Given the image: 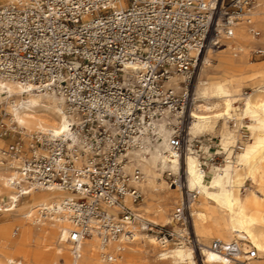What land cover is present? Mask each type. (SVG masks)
I'll return each instance as SVG.
<instances>
[{"label":"built area","instance_id":"obj_1","mask_svg":"<svg viewBox=\"0 0 264 264\" xmlns=\"http://www.w3.org/2000/svg\"><path fill=\"white\" fill-rule=\"evenodd\" d=\"M255 1L15 0L0 5V77L57 93L72 119L68 137L34 136L28 149L14 140L3 153L19 160L13 182L24 194L54 187L77 194L63 202L74 225L68 239L75 251L84 237L128 238L137 226L163 244L188 242L200 251L189 233L145 220L126 203L127 197L141 201L135 181L143 173L139 168L128 172L125 163L147 136L155 140V122L166 109L176 116L167 123L168 145L184 153L191 98L166 83L180 73L189 84L202 52L223 46L237 22L250 23ZM247 137L242 134L235 151ZM193 140L211 139L199 135ZM201 160L207 166L208 160ZM197 197L185 189L172 210L173 223L189 228L190 203ZM211 248L238 264L258 256L252 248L239 259L243 239L238 237L214 240Z\"/></svg>","mask_w":264,"mask_h":264},{"label":"bare ground","instance_id":"obj_2","mask_svg":"<svg viewBox=\"0 0 264 264\" xmlns=\"http://www.w3.org/2000/svg\"><path fill=\"white\" fill-rule=\"evenodd\" d=\"M14 1L0 0V5ZM250 19V23L237 22L234 36L223 38V46L206 49L192 93L183 74L175 73L166 83L176 93L191 95L184 153L168 145L171 130L167 123L176 116L166 109L155 122V140L147 136L144 147L129 151L125 163L128 172L139 168L143 173L135 181L141 201L133 203L129 197L125 201L140 217L156 225H174L177 233L191 235L189 228L173 223L169 210L178 197L181 201L185 189L198 193L200 199L191 201L189 215L204 264H238L211 248L214 240L229 242L237 237L243 239V254L238 258H247L246 252L255 248L258 256L249 263L264 264V60H250L253 50H264V0L255 1ZM252 29L260 34L255 35ZM247 84L251 91L243 93ZM241 100L238 112L236 104ZM65 108L55 92L34 90L0 77V112L6 110L9 118L5 125L14 136H20L27 149L34 145V136L68 137L72 133V119ZM232 121L251 133L237 152L231 147L241 139L238 130H229ZM218 122L217 153L226 154L225 163L205 169L188 144L198 135L214 131ZM2 143L0 138V214L5 218L0 221V264H139L141 258L136 255L151 252L161 262L197 264L194 244H163L138 226L128 238L122 235L104 241L95 234L84 237L75 251L68 239L74 225L63 202L77 194L55 187L30 189L24 194L13 182L18 178L19 160L5 155ZM165 171L175 182L167 183Z\"/></svg>","mask_w":264,"mask_h":264},{"label":"rangeland","instance_id":"obj_3","mask_svg":"<svg viewBox=\"0 0 264 264\" xmlns=\"http://www.w3.org/2000/svg\"><path fill=\"white\" fill-rule=\"evenodd\" d=\"M258 30L263 32L260 28H258ZM207 50H204L202 52V54L200 56V60L198 61L197 65H196V68H195V71H194V74H193V76H192V78L190 80V84H189L190 85L189 86L190 93H192V91L194 90V87H195V85L197 83V78H198V74L200 72V68H201V65H202V60H203L204 55L206 54ZM254 51H256V50H253L251 52V54H250V60L252 62H261V61H263L264 60V54L260 55V54L254 53ZM250 91H251V86L249 84L245 85L243 87V89H242L243 93H247V92H250ZM190 97H191V95H190ZM240 102L236 104L237 106H239V108L237 109L238 112L241 111L240 109H242V106H243L242 100ZM5 112H6V110H3V112H0V138L3 140V143H2L3 145H1L2 150H3L4 147H6V145H8L9 143L13 142L14 140H21L20 136H18V135L14 136L12 134L11 130L7 127V125H5V123H7L6 120L9 118L8 115L4 114ZM244 124H247V122H244ZM220 127H221V122H218V124H217V126H216L214 131H206V133L204 132L203 134H200V135H206V137L210 138L211 140H204L203 143H198V142L193 140L192 142H190L188 144L195 150V153L198 155L200 160L202 159V157H205V159L208 160V163H207L208 167H212L213 165L224 166V163H225L226 154L224 152L217 153V151H219V147L217 145V142L219 140L218 132H219V128ZM229 130H231L233 132H236V130H238L237 134H238V137L240 139L242 137V134H244V133H248L249 136L251 135V133L247 130L246 127H239L236 124L235 121H232V122L229 123ZM247 139H248V137H247ZM234 148H235V146L231 147V150L232 149L234 150ZM26 149H27V147H26ZM237 151H240V150H237ZM237 151H235V152H237ZM201 162H202V160H201ZM207 166H204V168L207 169L208 168ZM181 175H182V170H181ZM163 177L167 181V183L170 185V180L168 179V176L166 175V171L164 172ZM160 181L161 180L158 179V182H160ZM173 187H175V186H173ZM175 188H177V187H175ZM177 192L180 193V190L178 188H177ZM144 196H145V194H144ZM196 199L198 200L200 198L197 197ZM179 201H180V197H178L175 200V203H173V205L171 206V208L169 210V216L170 217H171L172 210L179 203ZM136 211H138V210H136ZM138 213H139V211H138ZM3 217H4V215L0 214V221L5 219ZM165 226L172 227L169 224L165 225ZM175 226H178V225L175 224ZM174 228L175 227L173 225L172 229L174 231H176ZM189 229L191 231V237L194 238V234H193L194 232H193L192 221L191 220L189 222ZM145 233L146 234H150V235L151 234L155 235V233H152V232H149V231H145ZM142 248L148 250V246H146V247L143 246ZM196 251H197V253H196V262H197V264H203L202 261H201V258H200V256H201L200 255V251L198 249ZM136 256H138V258H141L140 261H139V264H184V263H174V262L169 261V260H162V262H161V259H159L152 252L144 254V255L139 254V255H136Z\"/></svg>","mask_w":264,"mask_h":264}]
</instances>
